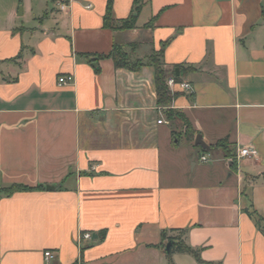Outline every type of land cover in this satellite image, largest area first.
I'll return each instance as SVG.
<instances>
[{
	"label": "crops",
	"instance_id": "crops-1",
	"mask_svg": "<svg viewBox=\"0 0 264 264\" xmlns=\"http://www.w3.org/2000/svg\"><path fill=\"white\" fill-rule=\"evenodd\" d=\"M60 1L0 0V264H199L167 257L172 231L205 264H264L246 212L264 226V0H143L137 13L112 0L117 26L135 18L125 31L104 26L108 0ZM165 43L164 71L191 86L168 108L193 137L157 105L151 68L95 57L134 44L145 61ZM198 134L235 162L203 154ZM243 148L257 158L236 159ZM14 185L33 190L3 192Z\"/></svg>",
	"mask_w": 264,
	"mask_h": 264
},
{
	"label": "trees",
	"instance_id": "trees-1",
	"mask_svg": "<svg viewBox=\"0 0 264 264\" xmlns=\"http://www.w3.org/2000/svg\"><path fill=\"white\" fill-rule=\"evenodd\" d=\"M142 1L143 0H135L134 3L135 13H137L140 10L142 6ZM115 22L116 21L112 17V0H108L107 10L104 17V26L107 28H111L113 30H120V31L131 30L135 28V18L133 16H131L127 20L119 21L118 26L115 24ZM145 26L150 27L151 23H148ZM165 46L166 43L162 45L161 49L158 52L152 53V55L149 56L146 59V61H142L139 59L132 60V58L130 57V53L133 52L135 48L134 44L127 46L128 48H130L129 52L125 50V46L114 44L111 51L107 55H99L95 57L96 60L103 58H110L113 61L116 69H125L130 72H137L141 70L143 67L151 68L153 71L157 105L164 108L163 113L166 116L167 120L173 121L175 119H179L180 121L185 123L186 129L187 131H189L190 126L188 123H186V121H184L182 115L179 112L168 108L172 100L177 96V93L171 92L166 85V78L169 75L164 71L162 67V54ZM171 75L174 76L176 81H179V77L176 76L175 73H172ZM190 136L193 137L192 132L190 133ZM212 147L220 150L226 158H230L232 162H235V153L231 149H229L228 143L225 140L217 143L216 145H213ZM202 153L209 154L204 151ZM40 187L41 186H39L38 188ZM27 190H33V189L14 185L9 189L4 190L3 192L6 195H11L14 192L27 191ZM246 212L249 215V217L255 220L257 228L264 234V226L262 224L261 216L258 215L257 212L253 210ZM172 232H177V235L167 236L166 232L161 233V240L163 242L171 243L169 253L167 254V257L169 259L173 253L190 254L194 256V258L199 264H205L200 260L198 252L190 248L183 241L182 236L185 234V231H172Z\"/></svg>",
	"mask_w": 264,
	"mask_h": 264
},
{
	"label": "built area",
	"instance_id": "built-area-1",
	"mask_svg": "<svg viewBox=\"0 0 264 264\" xmlns=\"http://www.w3.org/2000/svg\"><path fill=\"white\" fill-rule=\"evenodd\" d=\"M59 9L61 11H66L68 9V4L66 1L61 0L59 3ZM73 82V77L71 75L69 76H61L58 78V85L59 86H66L69 85ZM166 85L169 88V90L171 91L173 88L178 87L179 89L183 90V91H188L191 89V86L188 83L185 82H181V81H176V79L174 78L173 75H169L166 78ZM158 125L163 124L162 120H158L157 121ZM258 154L254 149H250V148H243L239 151L236 159H240V158H257ZM201 160L203 162H206V157H202ZM90 239V234L89 233H82L78 235L77 241L80 242L82 240H89ZM46 259H51L53 258V255L50 252H46L44 254Z\"/></svg>",
	"mask_w": 264,
	"mask_h": 264
},
{
	"label": "water",
	"instance_id": "water-1",
	"mask_svg": "<svg viewBox=\"0 0 264 264\" xmlns=\"http://www.w3.org/2000/svg\"><path fill=\"white\" fill-rule=\"evenodd\" d=\"M194 146L199 148L201 151H204V152H207V153H210L211 151L213 150H216V148L206 144L204 141H203V138L201 135H196L195 136V139H194ZM170 246H171V243H168L165 247V253L168 254L169 253V250H170Z\"/></svg>",
	"mask_w": 264,
	"mask_h": 264
},
{
	"label": "rangeland",
	"instance_id": "rangeland-1",
	"mask_svg": "<svg viewBox=\"0 0 264 264\" xmlns=\"http://www.w3.org/2000/svg\"><path fill=\"white\" fill-rule=\"evenodd\" d=\"M133 60V59H132ZM146 61V60H145ZM169 128V127H168ZM179 147V148H177ZM176 148L179 149V152L183 151V143L181 142ZM210 155H212L213 153H209Z\"/></svg>",
	"mask_w": 264,
	"mask_h": 264
}]
</instances>
